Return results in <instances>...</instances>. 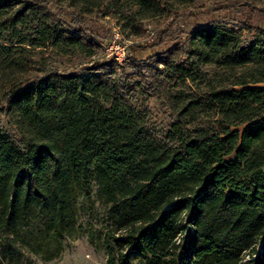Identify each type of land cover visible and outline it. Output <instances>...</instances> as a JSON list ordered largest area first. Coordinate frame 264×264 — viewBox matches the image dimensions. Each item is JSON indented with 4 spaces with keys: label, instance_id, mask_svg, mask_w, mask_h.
I'll use <instances>...</instances> for the list:
<instances>
[{
    "label": "trees",
    "instance_id": "trees-1",
    "mask_svg": "<svg viewBox=\"0 0 264 264\" xmlns=\"http://www.w3.org/2000/svg\"><path fill=\"white\" fill-rule=\"evenodd\" d=\"M197 1L0 0V259L86 236L105 264H264V27L212 21L127 74L55 68L97 55L86 17L138 35Z\"/></svg>",
    "mask_w": 264,
    "mask_h": 264
},
{
    "label": "rangeland",
    "instance_id": "rangeland-1",
    "mask_svg": "<svg viewBox=\"0 0 264 264\" xmlns=\"http://www.w3.org/2000/svg\"><path fill=\"white\" fill-rule=\"evenodd\" d=\"M54 3V1H53ZM62 13V11H60ZM61 20L66 17L59 14ZM227 22L231 26L247 24L250 27H264V5L255 0H198L193 6L178 5L176 10L169 15L142 22L141 33L134 35L129 29L118 24L113 18L86 17L85 28L89 33L97 36L96 44L98 53L93 58L72 57L59 58L55 68L59 73L81 72L89 68L95 62L115 63V72L129 73L132 66L146 61L152 55L172 46L183 39L192 29L204 26L212 21ZM119 33L118 51L119 57L125 60L121 63L110 59L108 46L114 42V35ZM162 42V44H161ZM161 44V45H160ZM116 46V45H114ZM153 118L162 120V110L156 98L148 100ZM0 126L6 127V120L0 111ZM97 214L93 223L96 228L103 230L104 208L97 206ZM87 220V216L81 214L80 222ZM62 255L51 262H43L38 257L29 254L25 250L17 255L14 260L0 259V264H105L106 252L99 242L91 244L87 237L78 239H66L63 243ZM261 247L258 246V252ZM132 264H142L139 258H131Z\"/></svg>",
    "mask_w": 264,
    "mask_h": 264
},
{
    "label": "built area",
    "instance_id": "built-area-1",
    "mask_svg": "<svg viewBox=\"0 0 264 264\" xmlns=\"http://www.w3.org/2000/svg\"><path fill=\"white\" fill-rule=\"evenodd\" d=\"M113 38H114V42L112 44H109L107 54L110 57V59L121 63L125 60V57L122 59L119 57L118 51L120 50V48L118 47V43L116 44V42H118L119 40V33H116Z\"/></svg>",
    "mask_w": 264,
    "mask_h": 264
}]
</instances>
